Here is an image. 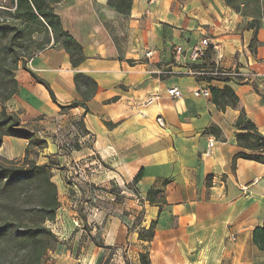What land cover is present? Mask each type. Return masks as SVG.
Returning <instances> with one entry per match:
<instances>
[{
  "label": "crops",
  "instance_id": "obj_1",
  "mask_svg": "<svg viewBox=\"0 0 264 264\" xmlns=\"http://www.w3.org/2000/svg\"><path fill=\"white\" fill-rule=\"evenodd\" d=\"M53 9L85 60L74 67L52 43L26 66L49 84L57 103L21 67L15 74L18 93L5 107L24 118L21 125L30 119V133L47 143L35 159L52 167L60 208L49 226L69 242L66 255L87 253L94 237L103 245L90 244L91 264L102 248L114 252L116 264H139L146 252L151 264H264V252L253 242L254 230L264 228V164H233L241 151L235 128L240 109L264 135V98L250 82L188 74L243 69L264 77V0H61ZM252 23H259L253 49ZM204 38L212 47L197 63L176 54V47L187 49ZM148 52L154 55L148 58ZM78 74L97 83L96 94L86 108L63 110L81 100ZM225 86L238 96V109L221 111L212 98L193 96L198 89ZM173 87L182 99L169 96ZM212 126L221 130L219 137L206 133ZM72 137L80 146L68 153L62 144ZM211 139L216 144L206 156ZM28 144L5 137L0 154L21 159ZM75 163L96 166L83 179ZM93 187L103 197L90 201ZM151 189L165 193L161 211L146 199ZM110 190L122 198L108 196ZM89 204L95 207L88 216L91 236L78 214ZM153 222L154 240H139L140 229Z\"/></svg>",
  "mask_w": 264,
  "mask_h": 264
},
{
  "label": "trees",
  "instance_id": "obj_2",
  "mask_svg": "<svg viewBox=\"0 0 264 264\" xmlns=\"http://www.w3.org/2000/svg\"><path fill=\"white\" fill-rule=\"evenodd\" d=\"M60 2L61 0H0V72L4 78L0 82V89L4 92L0 97V149L5 137L23 139L29 143L22 160H8L0 155V243H6L9 250L15 252V258L22 254L16 264H43L45 257L55 250L59 242L57 235L48 225L56 220L60 208L59 192L53 181L52 167L39 165L36 159L31 157L33 150L43 149L47 143L23 128L18 118L7 112L5 104L18 93L19 85L15 71L19 69L20 62L22 69L43 85L54 103H57L49 84L26 66L36 53L47 48L52 41V46L60 45L69 54L74 67L84 62L81 45L64 30L60 17L54 12L53 6ZM249 27L255 31L251 45L253 49L257 44L259 23H252ZM40 32L46 35V40L36 53L30 56V47L26 44L34 43L35 36ZM19 51L24 52L27 58L20 59ZM74 82L81 100L68 107H61L63 110L78 106L86 108V103L96 94L97 83L93 79L78 74ZM211 92L212 101L219 110L239 108V98L231 87L212 88ZM106 125L114 127L109 123ZM235 128L237 144L241 151L234 156V166L239 159L264 164V135L247 117L244 109H240ZM206 133L219 137L221 130L212 126ZM143 176L144 172L141 171L133 183L137 184ZM167 184L168 182H165L164 186ZM146 199L151 205L159 207L160 211L167 204L165 193L161 189L149 190ZM155 229L156 222L148 229L141 228L139 240L152 242ZM253 242L264 252V228L254 230ZM12 262L15 264L14 258ZM140 264H151L148 252L140 254Z\"/></svg>",
  "mask_w": 264,
  "mask_h": 264
},
{
  "label": "rangeland",
  "instance_id": "obj_3",
  "mask_svg": "<svg viewBox=\"0 0 264 264\" xmlns=\"http://www.w3.org/2000/svg\"><path fill=\"white\" fill-rule=\"evenodd\" d=\"M45 40H46V35L44 33L40 32L39 34H37L35 36V42L34 43L30 42V43L26 44L27 47H30V56L33 53H36L37 49L40 47V45H42L45 42ZM52 43H53V41H52ZM18 53H19V55L21 57L20 59L23 60V58L24 59L27 58V55L24 52L19 51ZM11 63H9L10 66H12ZM21 67H22V62L19 63V68H21ZM16 72L17 71H15V74H16ZM3 79H4L3 78V74L0 72V82L3 81ZM3 93L4 92L1 91V89H0V97L2 96ZM0 110H1V107H0ZM21 113L22 112H19L18 115H20ZM15 116H16V114H15ZM18 120L21 123L24 120V118L23 119L18 118ZM22 127L25 128V129H28V131H29L30 130V119H28V123L25 124V125H22ZM3 146L4 145H2L0 151H3ZM12 146L14 148H17L15 145H11V148H12ZM37 155H36V150H33L32 154H31V157L35 159ZM23 158L14 159V160H22ZM6 159H8V158H6ZM8 160H10V159H8ZM100 191H102V189H96V188L93 187L92 188V194H88L87 197L90 198V201L93 198L98 197V196L99 197H103L102 193H100ZM108 196H110V197L112 196V197L116 198L117 200L122 198V195H120V193H118L117 191H113V190L109 191V195ZM88 202H89V199H88ZM94 208L95 207L93 205L89 204L88 206L83 207L82 210H78V214L82 218L83 225H84V226H81L82 227L81 229H83L87 234H89V236H91L90 232L93 231L94 224L88 222V218H89L88 216H90V214L93 213L92 210ZM48 225H50V224H48ZM96 239H98L97 236H96ZM58 240H59V237H58ZM69 241H71V240H69ZM88 242L89 243L87 244L86 247L89 246V248L91 250H93V248H91V246H90L91 243H94L96 245V247L103 245L102 243H98V241L96 242L94 237H91ZM68 244H69V242H67V241L66 242H62V241L59 240L57 247L55 248L54 251H51V252L48 253V255L44 259V263L43 264H61V262H63V261L66 262V261H69V260H71V262L73 264H91L89 262V260L92 257H94V254H93V252H89V248L87 249L88 250L87 253H85L83 255H81L80 250H79L77 252V254L72 253L70 256H68L65 253V251L68 249L67 248ZM72 245H74V243H72ZM113 254H114V252L112 250H110L108 248L107 249L106 248H102L100 253L95 257L96 260L94 261V264H112V263L116 264L115 262H111V260L113 259ZM15 255H16L15 252L14 251L11 252L9 250L8 245L6 243H3V242L0 243V264H13V262H12L13 258L15 259V264H16L18 262V260L20 259V256H22V254L17 255L16 258H15ZM80 256H82V257H80ZM79 258H80V262L77 261V260H79ZM124 258L126 259V256H124ZM127 264H130V263H127ZM139 264H140V262H139Z\"/></svg>",
  "mask_w": 264,
  "mask_h": 264
},
{
  "label": "built area",
  "instance_id": "obj_4",
  "mask_svg": "<svg viewBox=\"0 0 264 264\" xmlns=\"http://www.w3.org/2000/svg\"><path fill=\"white\" fill-rule=\"evenodd\" d=\"M211 47L212 45H211L210 39L204 38L200 42L195 43L194 45H192L191 47L187 49L181 46L176 47L175 52L177 55H186L188 60L191 63H197L198 61L203 59V57L210 50ZM213 49L218 50V47L213 46ZM153 55H154V52H148L146 54L148 58H151ZM188 74L193 77L215 76V77H220L223 79H234V80H239V81L250 82L255 85L256 89L259 91V93L264 98V77L250 70L245 71L243 69H230V70H222V71L205 72V71H198V70L190 69L188 70ZM168 94L172 99L179 100L183 98L182 91L177 87L170 88L168 91ZM193 96L195 98L210 99L212 98V92L210 88L198 89L195 92H193ZM157 122L162 128H165V123L162 118H158ZM215 144H216V141L211 139L208 145L206 156H209L211 154V150L213 149ZM79 146H80V141L77 138L72 137L71 140L69 139L63 142L62 149L70 153L76 150V148H78ZM94 166L96 165L87 166V165H81L80 163H75L74 168L83 179H87V177L89 176L88 171L92 170ZM231 240L235 241V237H231Z\"/></svg>",
  "mask_w": 264,
  "mask_h": 264
}]
</instances>
